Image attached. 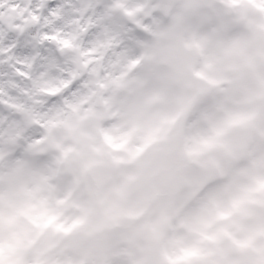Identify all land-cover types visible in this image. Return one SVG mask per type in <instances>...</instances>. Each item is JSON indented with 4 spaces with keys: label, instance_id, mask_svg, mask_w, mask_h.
Returning a JSON list of instances; mask_svg holds the SVG:
<instances>
[{
    "label": "clouds",
    "instance_id": "1",
    "mask_svg": "<svg viewBox=\"0 0 264 264\" xmlns=\"http://www.w3.org/2000/svg\"><path fill=\"white\" fill-rule=\"evenodd\" d=\"M0 264H264V0H0Z\"/></svg>",
    "mask_w": 264,
    "mask_h": 264
}]
</instances>
